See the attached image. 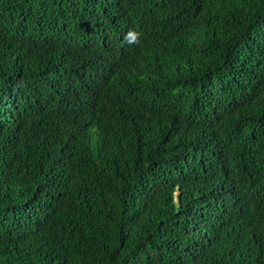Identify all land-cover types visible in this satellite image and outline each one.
I'll list each match as a JSON object with an SVG mask.
<instances>
[{"label": "trees", "instance_id": "16d2710c", "mask_svg": "<svg viewBox=\"0 0 264 264\" xmlns=\"http://www.w3.org/2000/svg\"><path fill=\"white\" fill-rule=\"evenodd\" d=\"M0 264H264V0H0Z\"/></svg>", "mask_w": 264, "mask_h": 264}, {"label": "clouds", "instance_id": "9594fccd", "mask_svg": "<svg viewBox=\"0 0 264 264\" xmlns=\"http://www.w3.org/2000/svg\"><path fill=\"white\" fill-rule=\"evenodd\" d=\"M131 24V28L125 31L127 32V40L129 41L128 45L141 44L146 48L150 46L159 47L167 40L163 26L144 22L138 23L132 20Z\"/></svg>", "mask_w": 264, "mask_h": 264}]
</instances>
